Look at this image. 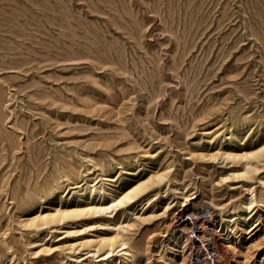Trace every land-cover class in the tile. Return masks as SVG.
Returning <instances> with one entry per match:
<instances>
[{
  "label": "rangeland",
  "instance_id": "obj_1",
  "mask_svg": "<svg viewBox=\"0 0 264 264\" xmlns=\"http://www.w3.org/2000/svg\"><path fill=\"white\" fill-rule=\"evenodd\" d=\"M262 52L264 0H0V264H193L199 205L264 264Z\"/></svg>",
  "mask_w": 264,
  "mask_h": 264
},
{
  "label": "bare ground",
  "instance_id": "obj_2",
  "mask_svg": "<svg viewBox=\"0 0 264 264\" xmlns=\"http://www.w3.org/2000/svg\"><path fill=\"white\" fill-rule=\"evenodd\" d=\"M227 155L231 156L230 154H227ZM233 157H234V155H233ZM242 157H244V156H242ZM247 172L248 171L245 170L244 171V175ZM143 188H144L143 185L137 186V187H133V188H128L127 191L125 192V194L122 196V198L118 199V203H122V201L125 200V199H127V200L131 199L134 194L138 193ZM106 208H108V207H106V206L105 207L104 206L103 207L102 206H91V207H87L86 209H73L72 211H70V213H64V211H62V212L58 211V214H57L58 216L56 215L57 217L54 218V219L56 221L57 220L59 221L60 219H62L63 217H66L68 215H73V216L77 217V216H81L83 214L102 212ZM187 215L192 216L191 219L193 221V224H190L188 219H184L185 215L182 216V214H181L178 217V218H180V220H182V224H184L183 225L184 229L183 230L181 229V230L187 236L185 238V241L188 244L194 246L195 245L194 244L195 240H193L192 237H191L192 238L191 239L190 235L192 236V234L195 233V229H197L199 231L200 230L202 231L201 235L196 233V236L201 240V243H198L196 245V247H195L196 248L194 250L195 254H194L193 259H192L193 264H211V262H210L211 259L213 260V264H218V263L220 264L221 260L219 258V255H220L219 246L216 244V241L214 239L212 241L208 242V240H207V238L205 236V233H206V231L208 229H210V226L215 224V218L212 215V213L209 210H207L205 207H203V205H199L194 210V212L192 214H187ZM42 220H44V222L47 223L49 220H52V219H50L49 217H43ZM55 220L54 221L52 220V221L55 222ZM114 242H115V239H112V238L111 239L110 238L109 239H104L102 242H100V246L103 247L104 245H106L108 243L112 245Z\"/></svg>",
  "mask_w": 264,
  "mask_h": 264
}]
</instances>
